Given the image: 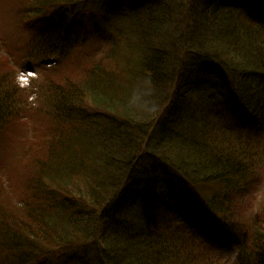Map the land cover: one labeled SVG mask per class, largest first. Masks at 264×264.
Segmentation results:
<instances>
[{"label":"trees","instance_id":"16d2710c","mask_svg":"<svg viewBox=\"0 0 264 264\" xmlns=\"http://www.w3.org/2000/svg\"><path fill=\"white\" fill-rule=\"evenodd\" d=\"M13 4L57 78L20 90L0 71V130L31 116L40 151L19 210L0 202V264H224L207 251L223 241L264 264V212L230 217L264 169V0Z\"/></svg>","mask_w":264,"mask_h":264},{"label":"rangeland","instance_id":"374dc122","mask_svg":"<svg viewBox=\"0 0 264 264\" xmlns=\"http://www.w3.org/2000/svg\"><path fill=\"white\" fill-rule=\"evenodd\" d=\"M13 2L14 0H0V55L3 58L2 61L5 62L4 64L2 62V64L0 63V71L5 74L7 82L12 83L17 89L27 90L33 87L34 83L39 84L46 78L56 79L57 76L53 72L47 73V68L50 70L55 67V64L47 62L48 60H36V62L41 61L40 66L45 67L42 68L40 76H38L37 72L39 69L34 70L35 65L33 64L32 57L30 58V54L28 53L31 41L30 34L22 20H17L15 17ZM256 5L259 4L256 3ZM83 8V5L79 7V9ZM34 12L35 10L31 11V13ZM92 44L75 50L71 55L73 58H71L82 59L85 57H94L95 59L100 52L101 45L93 48ZM55 69L60 70L57 67ZM35 98L33 96L34 101L30 98L28 101L33 103L35 102ZM204 98L206 99L204 95H201L200 99ZM32 121L33 118L31 116L29 118L25 117L22 121H15L9 124L4 131L0 130V202L3 205H8H6L7 207L5 206L8 208L5 209L6 211L11 212L12 209H15V211L19 210V207L15 204L18 202V197H21L25 191L27 185L26 180H28L27 176L30 173L33 174V171L27 167V153L31 152V155L40 153L39 150L31 151L34 145V143L30 144L31 138H33L32 132L30 131ZM257 158L261 159L260 157ZM254 159L256 164L250 167V171L252 172L245 174L244 188L241 186L240 193L234 197L233 205L237 206L232 207L230 214L232 219L243 222L246 226L254 224L258 213L264 212V169L261 167L262 165L257 164V159ZM209 189L212 190V194L219 196L225 192L218 185H212ZM220 200L223 201L222 199ZM236 201L240 203L239 206ZM3 244L4 246H9L11 242L6 241ZM218 246L216 254L210 248L207 249L208 254L220 256L224 264H237L235 261L237 249L233 241L219 242ZM21 252L23 251L16 253L20 254ZM211 255L210 257L212 258ZM92 257L95 258L93 254ZM6 260L3 256L0 257V263ZM11 263L13 264L15 262L12 261Z\"/></svg>","mask_w":264,"mask_h":264}]
</instances>
